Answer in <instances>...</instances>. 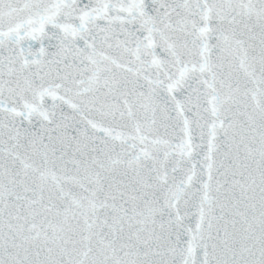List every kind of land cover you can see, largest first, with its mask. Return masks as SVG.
<instances>
[{
  "label": "snow or ice",
  "instance_id": "6c2138e0",
  "mask_svg": "<svg viewBox=\"0 0 264 264\" xmlns=\"http://www.w3.org/2000/svg\"><path fill=\"white\" fill-rule=\"evenodd\" d=\"M0 264H264V0H0Z\"/></svg>",
  "mask_w": 264,
  "mask_h": 264
}]
</instances>
